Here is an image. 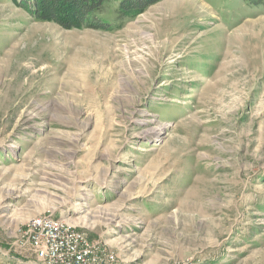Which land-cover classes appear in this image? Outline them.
Instances as JSON below:
<instances>
[{"label": "rangeland", "instance_id": "rangeland-1", "mask_svg": "<svg viewBox=\"0 0 264 264\" xmlns=\"http://www.w3.org/2000/svg\"><path fill=\"white\" fill-rule=\"evenodd\" d=\"M20 2L0 0V262L34 259L47 215L113 264H264V8L158 0L106 30Z\"/></svg>", "mask_w": 264, "mask_h": 264}, {"label": "built area", "instance_id": "built-area-1", "mask_svg": "<svg viewBox=\"0 0 264 264\" xmlns=\"http://www.w3.org/2000/svg\"><path fill=\"white\" fill-rule=\"evenodd\" d=\"M25 244L34 254V260L26 264H113L115 253L100 240H92L88 234L68 225L61 219L47 215L33 217L24 235ZM4 262H23L9 259ZM193 260L176 261L186 264Z\"/></svg>", "mask_w": 264, "mask_h": 264}, {"label": "trees", "instance_id": "trees-1", "mask_svg": "<svg viewBox=\"0 0 264 264\" xmlns=\"http://www.w3.org/2000/svg\"><path fill=\"white\" fill-rule=\"evenodd\" d=\"M158 0H21L22 6L39 20L53 21L66 28L121 26L134 13ZM249 7H263L264 0H240ZM112 12V17L108 16Z\"/></svg>", "mask_w": 264, "mask_h": 264}, {"label": "bare ground", "instance_id": "bare-ground-1", "mask_svg": "<svg viewBox=\"0 0 264 264\" xmlns=\"http://www.w3.org/2000/svg\"><path fill=\"white\" fill-rule=\"evenodd\" d=\"M0 264H22L21 262H11V263H4V262H0ZM186 264H197L196 262H186Z\"/></svg>", "mask_w": 264, "mask_h": 264}, {"label": "crops", "instance_id": "crops-1", "mask_svg": "<svg viewBox=\"0 0 264 264\" xmlns=\"http://www.w3.org/2000/svg\"><path fill=\"white\" fill-rule=\"evenodd\" d=\"M34 259H30L29 261H27V262H31V261H33Z\"/></svg>", "mask_w": 264, "mask_h": 264}]
</instances>
